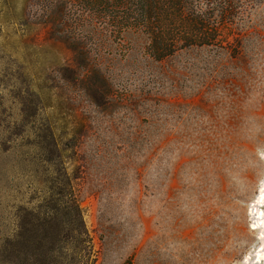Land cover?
Masks as SVG:
<instances>
[{
    "label": "rangeland",
    "instance_id": "374dc122",
    "mask_svg": "<svg viewBox=\"0 0 264 264\" xmlns=\"http://www.w3.org/2000/svg\"><path fill=\"white\" fill-rule=\"evenodd\" d=\"M95 2L0 0V264H211L244 231L240 208L247 204L248 231L261 223L253 214L260 194L248 202L221 161L230 149L252 148L235 132L264 64V1L233 28L230 48L162 60L144 35L116 33ZM220 135L230 142L218 143ZM175 142H198L219 184L212 188L205 172L200 208L188 214L173 175L167 214L157 220L145 208L164 177L153 182L146 172ZM257 156L264 161V151ZM244 175L264 190V177ZM45 217L51 224L40 228ZM162 223L189 246L179 260L161 250ZM260 248L248 264L259 262Z\"/></svg>",
    "mask_w": 264,
    "mask_h": 264
},
{
    "label": "clouds",
    "instance_id": "9594fccd",
    "mask_svg": "<svg viewBox=\"0 0 264 264\" xmlns=\"http://www.w3.org/2000/svg\"><path fill=\"white\" fill-rule=\"evenodd\" d=\"M255 76L249 83V92L242 105V115L238 130L235 132L237 140L245 145H252V148H234L230 149L231 155L224 157L222 171L229 180L231 186H234L242 195L247 194L248 202L254 199L256 194H260L261 200H264V193H259L257 186L250 184L244 175L248 170H252L256 175L264 177V161H260L257 151H264V64L254 69ZM207 123V118H204ZM197 133L196 135H204ZM218 143L227 144L230 137L220 135ZM185 163L177 169L181 161ZM215 166L211 160L204 158L202 148L198 142H175L168 146V149L161 153L160 157L153 161L147 169L146 175L153 182L164 177L163 186L154 191L153 195L146 202L145 211L148 215H155L157 220H162L167 214L168 191L171 177L176 176V180L181 186L177 192V201L181 211L193 214L200 208L201 191L205 186V172H208L211 179V187H218L219 177L215 175ZM135 193V187L132 195ZM241 224L244 231L240 232L237 242L233 245L230 254H217L211 261V264H248L246 258L249 252H255L260 248L261 242H264V234H259L255 230H247V204L240 208ZM260 229H264V216L261 217ZM160 235L166 237L162 244V252L166 255L174 256L179 260L181 255L189 251V246L182 241H176L170 238L169 232L164 224L159 229ZM143 229L134 235L131 244L135 246L143 239ZM261 256L258 264H264V248H260ZM253 259L255 257L253 256Z\"/></svg>",
    "mask_w": 264,
    "mask_h": 264
},
{
    "label": "trees",
    "instance_id": "16d2710c",
    "mask_svg": "<svg viewBox=\"0 0 264 264\" xmlns=\"http://www.w3.org/2000/svg\"><path fill=\"white\" fill-rule=\"evenodd\" d=\"M263 1L99 0L94 6L101 8L93 11L109 19L113 29H118L116 33L144 35L150 42V53L162 60L192 48H230L233 28L245 19L251 6ZM234 41H238L235 36ZM75 205L78 225L85 230L80 206L78 202ZM50 220V217L38 218L36 222L45 228L51 224Z\"/></svg>",
    "mask_w": 264,
    "mask_h": 264
},
{
    "label": "bare ground",
    "instance_id": "6f19581e",
    "mask_svg": "<svg viewBox=\"0 0 264 264\" xmlns=\"http://www.w3.org/2000/svg\"><path fill=\"white\" fill-rule=\"evenodd\" d=\"M261 193H264V190H262ZM255 208L257 209L256 213H255V209L253 210V214H255V219L258 220L259 222H261L262 214H264V213H262V209L264 208V200H261V196L256 201ZM257 215H258V218H257ZM259 222H258V224H259ZM253 229L254 230H260L261 232L264 233V229H260L259 226H257V223L254 224ZM256 264H258V262Z\"/></svg>",
    "mask_w": 264,
    "mask_h": 264
},
{
    "label": "snow or ice",
    "instance_id": "6c2138e0",
    "mask_svg": "<svg viewBox=\"0 0 264 264\" xmlns=\"http://www.w3.org/2000/svg\"><path fill=\"white\" fill-rule=\"evenodd\" d=\"M262 216H264V214H262Z\"/></svg>",
    "mask_w": 264,
    "mask_h": 264
}]
</instances>
